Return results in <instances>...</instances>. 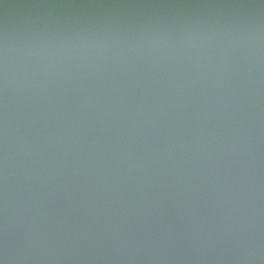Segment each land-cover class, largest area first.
<instances>
[{
  "label": "water",
  "instance_id": "1",
  "mask_svg": "<svg viewBox=\"0 0 264 264\" xmlns=\"http://www.w3.org/2000/svg\"><path fill=\"white\" fill-rule=\"evenodd\" d=\"M0 264H264V0H0Z\"/></svg>",
  "mask_w": 264,
  "mask_h": 264
}]
</instances>
